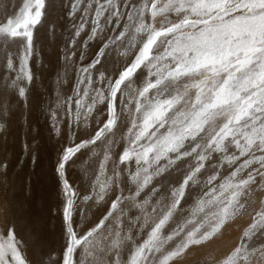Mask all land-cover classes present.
I'll return each instance as SVG.
<instances>
[{
	"label": "snow or ice",
	"instance_id": "obj_1",
	"mask_svg": "<svg viewBox=\"0 0 264 264\" xmlns=\"http://www.w3.org/2000/svg\"><path fill=\"white\" fill-rule=\"evenodd\" d=\"M60 18L73 31L57 84L71 69V94L41 99L59 142L57 251L13 211L7 145L17 125L39 135L30 62L38 26L54 35ZM0 20V264H183L197 250L195 264H264V0H0ZM25 155L37 163L22 140L16 166ZM245 215L217 256L211 246Z\"/></svg>",
	"mask_w": 264,
	"mask_h": 264
},
{
	"label": "rangeland",
	"instance_id": "obj_2",
	"mask_svg": "<svg viewBox=\"0 0 264 264\" xmlns=\"http://www.w3.org/2000/svg\"><path fill=\"white\" fill-rule=\"evenodd\" d=\"M11 2L18 8L22 5L23 0H11ZM9 11H11V9H9ZM49 19L51 20L53 17ZM0 22L3 21L0 20ZM56 24L57 27L54 35L49 33L47 26H38L35 39V54L30 62L35 77L31 86L28 88V99L31 110L30 120L39 128V135L36 140L33 141L32 135L26 136L25 130L17 125L8 140L7 160H10L8 164L12 178L16 181L18 180L15 189V200L17 201H15L16 207L13 211L21 217L27 213L34 220L38 221L44 230L49 246L58 251L64 242L63 222L59 207L62 203V198L59 194V189L53 174V166L56 161L59 142L58 138L49 131L43 116H41V108L47 107V104L41 106V99L43 98L44 101H47L49 99V94L55 97L58 87L61 88L63 92L70 95L69 89L71 87V82L74 81V76L71 69H69L67 75L70 82L61 85L57 84L58 74H63L64 71L63 61L60 58V49L63 48L65 41L69 39L73 29L72 24L67 18L58 19ZM81 39H83V34ZM96 47V42L91 43L89 53L92 54ZM77 55H79V53H77ZM85 63H87V60ZM4 72L5 70L0 67V75H3ZM22 140H26L27 143L35 149V154L37 156L36 164L30 163L29 157L25 155L23 157L25 163L21 166H16L17 160L21 158ZM13 151L15 154H13ZM2 157L5 159V153L0 151V160H4ZM84 158L86 159V156ZM81 162L82 161L78 162L76 166L68 170L69 180L73 184L81 183V172L79 168ZM19 176L21 177L20 179ZM179 178V175L169 176V179L172 181L179 180ZM255 207H258V204L253 205L252 208L249 209V212ZM6 212L7 206L4 204L3 196L0 195V228H3ZM74 219H78V217H74ZM249 221L250 217L245 215L243 218L238 219L235 223L226 227L224 235L217 239L211 246L217 249V256L226 254L230 248L234 246L237 237L240 235V230H242ZM22 225L23 221L21 220L18 227H22ZM200 256L201 252L197 250L195 254L189 256L183 264H195V262L200 259Z\"/></svg>",
	"mask_w": 264,
	"mask_h": 264
},
{
	"label": "bare ground",
	"instance_id": "obj_3",
	"mask_svg": "<svg viewBox=\"0 0 264 264\" xmlns=\"http://www.w3.org/2000/svg\"><path fill=\"white\" fill-rule=\"evenodd\" d=\"M40 66H41V65H40ZM7 146H8V145H7ZM9 148H10V147H9ZM10 149H11V148H10ZM11 154H12V153H11ZM13 154H15L14 151H13ZM16 154H17V153H16ZM39 154H40V153H39ZM13 156H14V155H13ZM13 156H12V157H13ZM12 157H11V158H12ZM16 157H17V156H16ZM2 158H3V157H2ZM46 158H47V157H46ZM3 159H4V158H3ZM16 159H17V158H16ZM16 159H15V160H16ZM8 161H10V160L8 159ZM12 163H14V162H12ZM12 163H11V164H12ZM46 165H47V164H46ZM38 169H39V168H38ZM17 172H18V171H17ZM15 175H16V174H15ZM20 178H21V177L19 176V179H20ZM16 179H17V178H16ZM17 181H18V180H17ZM19 193H20V192H19ZM15 201H17V200H15ZM221 253H222V252H221Z\"/></svg>",
	"mask_w": 264,
	"mask_h": 264
}]
</instances>
